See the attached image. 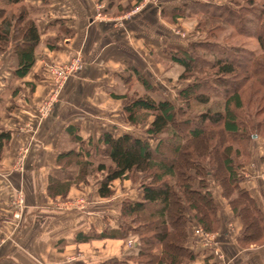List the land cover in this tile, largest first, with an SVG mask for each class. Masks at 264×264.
<instances>
[{
	"label": "trees",
	"instance_id": "1",
	"mask_svg": "<svg viewBox=\"0 0 264 264\" xmlns=\"http://www.w3.org/2000/svg\"><path fill=\"white\" fill-rule=\"evenodd\" d=\"M246 1L250 6L245 5L244 9L251 11L253 0ZM202 3L207 7L211 5L209 2ZM31 10L32 5H20L16 12L11 11L0 19V50L5 49L9 41H14L12 54L16 57L17 64L13 76L17 79L26 76L33 66L35 49L40 40L35 20L30 16ZM172 12V16L176 18L183 14L180 7L173 8ZM235 14L231 8H222L221 12L209 14L208 17H222L221 21L235 26L241 32L243 16ZM263 18L264 12L257 18L251 32L257 39L260 50L258 54L244 47L225 49L218 54L212 50L214 61L200 66L191 61L193 48L197 43L165 50L171 60L182 66L180 79H193V82L178 91L177 97L182 104L178 108L168 99L154 95L151 84L136 67L129 66L132 75L145 87L147 93L131 97L128 94L114 93L112 96L122 99L128 124L134 128L141 125L142 134L123 132L114 135L105 131L94 141L91 137L86 140L77 135L78 127L70 125L66 128L69 138L77 142L78 148L56 155L55 162L60 171L64 172L68 165L74 164L85 175L87 168L93 165L94 158L105 159L95 166L96 171L104 173L97 189L98 196L102 198L111 196L112 182L116 180H133L139 177L140 181V199L125 200L121 215L143 224H118L114 230L98 234L102 238L117 239L123 238L130 231L137 233V254L123 258L113 257L96 264H191L196 253L187 244V224L191 218L189 211H196L197 222L206 230H211L217 221L215 198L206 181L211 172L203 164V160L210 154L217 160L215 176L229 186L227 189L235 190L244 201L239 210L243 214V226L255 224V221L260 224V232L252 231L248 235L245 231L238 240L253 243L264 234V213L249 191L240 185L239 164L235 162V157L245 151L241 142L254 136L252 133L249 135L246 126L243 128L242 125V109L248 100L241 87L249 77L258 79L264 86ZM57 40L58 37H55L54 43H50L49 39L46 43L50 49H54L57 47ZM204 43L198 42L197 45ZM214 48L215 46L211 49ZM245 52L250 60L242 68L234 57L240 54L246 56ZM228 53L233 54V57L222 56ZM206 77H210L211 81H205ZM238 78L240 83L235 82ZM218 80H231L234 85L228 90L223 89V96L215 101L211 97L220 95L214 89L217 88L215 85ZM193 104L203 108L198 121V117L188 111H191ZM212 136H216L219 141L215 146L209 143ZM9 137V131L0 133V138H5V141ZM225 139L227 141L224 143ZM151 140L155 141V145L151 144ZM220 141L223 148L220 147ZM1 147L0 141V149ZM224 171L226 175L223 174ZM78 181L79 179L62 180L48 176L46 193L51 198L65 197L69 188ZM231 205L232 210L237 211L238 206L233 201ZM88 239L84 237L81 240ZM155 246L161 247L160 253L155 250Z\"/></svg>",
	"mask_w": 264,
	"mask_h": 264
},
{
	"label": "rangeland",
	"instance_id": "2",
	"mask_svg": "<svg viewBox=\"0 0 264 264\" xmlns=\"http://www.w3.org/2000/svg\"><path fill=\"white\" fill-rule=\"evenodd\" d=\"M13 1L15 0H0V19L11 11L16 12L18 6L20 7V3H23L21 5L26 6L32 5L33 10L30 11V16L35 20V23L39 16L43 17L45 14L46 2H43L45 4L37 6L33 3H29L27 0H19L18 3ZM117 1L118 0H95V8L98 12V15L96 14L95 16L113 17L117 19L118 22L116 23L117 27H115V30L119 28L122 29L123 23L125 24L124 29L126 33L128 31L129 39L126 40L124 46L118 45L119 41L117 39L113 40V42L126 50L128 45L135 46L136 50L140 52L138 53L140 56L137 57L143 62L142 64H144L140 70L138 69V71L151 84L153 94L168 99L176 108L182 105L180 99L177 97L178 91L188 83L193 82V79H180V74L183 71L182 66L171 60L165 50L170 47L184 48L190 43L198 44V42H205L204 44H196V47L193 48L194 55L191 61L193 64L200 66L214 61L215 57L213 56L214 54L212 53V50H215L216 54L222 50H227L233 47H244L249 51H253L255 54H258L260 51L257 39L251 32L253 31L252 28L254 27L257 18L264 12V0H253V9L251 11H249V9H244L245 5L250 6L246 3V0ZM202 2H209L211 5L207 7L202 5ZM157 4H160V6L157 9V12L153 13V15L146 12L142 16H138L140 9L146 8L149 10L152 7H157ZM176 7H180V10L183 13L177 18L173 17V12L171 13L172 9ZM103 8L108 10V16L103 14ZM222 8H231L236 13V16H243L241 18H243L244 24H241L243 28L241 32L237 30L235 26H232L225 21H221L223 19L222 17L221 19H219V17L218 19L208 17L209 14H217L221 12ZM247 11L249 12L246 13ZM144 29L148 30V33H151L152 39L156 42L155 44L145 46L144 42L140 41V39L136 36L139 30ZM13 42L14 41H9L7 46L11 48ZM213 46H215L216 49H211ZM131 54H136L134 49H131ZM245 54L246 56L240 54L239 56L234 57V59L239 62V67H245L250 60L247 56V52H245ZM75 56L81 59L80 69L76 73L78 74L83 67V60L80 54ZM222 56L233 57V54L228 53L223 54ZM207 67L208 66H205V68ZM71 77H69L66 82ZM122 78L124 79V84H122L121 87L116 88L115 94H128V96L131 97L135 95L142 96L144 93H147L145 87L140 84L134 75H132L129 67L122 70ZM239 79L240 78H238L235 82H239ZM205 81H211V78L206 77ZM64 84L60 88L54 85L53 91L49 97L46 98V100L53 98V101L50 103V111L47 115L40 116V105L35 107L36 111L34 115L38 121L44 120L51 113L54 103L57 102L63 95L62 89ZM233 85L234 84L231 80H218L215 85L217 88L214 87V89L217 93H220V95L218 97H211V100H220L224 94L223 89L228 90L233 87ZM241 89H243V93H245L244 96L245 98L247 97L246 99L248 100L242 109V125L243 128L246 126L249 135L252 133L254 136H250L247 141L241 142L245 151H242V154L235 157V162L239 164L238 175L241 178L240 185L249 191L257 205L264 213V86L260 84L258 79L249 77L247 81H244ZM5 92L6 91H4L3 96H6ZM254 99H257V101ZM115 100L114 104L107 106V111L111 120V122L109 121V128L111 132L114 135H118L123 132H134L139 135L142 134L143 127L141 125H137L134 128L128 124L126 115L123 111L122 99L115 98ZM211 102L212 104L214 103V101ZM256 102H258V104ZM202 109V106L196 107V105L193 104V106H191V111L190 109H188V111L192 112V115L196 116V118L198 117L196 119L198 121ZM92 127L93 134L90 133L87 136H90L94 141H96L101 129L104 128L97 127L96 123H94ZM32 131H35V129ZM35 132L36 134L34 137L37 135V129ZM66 137L67 138L65 139L63 148L66 150H76L78 148L77 142H73V140H71L68 136ZM88 138L89 137H85L86 140ZM226 141L227 139L224 140V143ZM209 143L210 145L212 144V146H215L219 143L218 138L216 136H212ZM151 144L155 145V141L151 140ZM220 147L223 148V143L220 144ZM13 159V164L11 167H8L9 170H6L8 174L5 173L8 175V187H6L4 193L8 194L7 203L9 204V207L8 205L0 206V210L8 209L5 212L1 211L0 244L11 243L15 246L14 242L17 241L16 243H18V234L22 233H16L15 230L17 229V223L21 221L24 216V212L27 211L28 204L25 200L27 192L23 188V174L25 171L23 160L25 157L23 159L21 155L16 154ZM104 161L105 159L103 158L100 160L98 157L94 158L93 165L87 168L85 175H82V173L78 171V167L74 164L68 165L64 172L58 169L57 175H54V177H59L62 180L79 179L78 183L73 184L69 188L65 197H61L59 200H56L55 198H51L49 196L51 200L48 202L49 206H47V208L67 212L70 216L68 219L71 223L66 225L65 231L67 229L69 231V227L71 228L72 225H74L73 222L76 224V229L82 226L85 228L86 225H90L91 227L103 226L106 229L115 225L118 226V224L122 225L128 223L129 225L135 226L138 223L143 224L142 222L135 223L133 219L123 218L121 215L122 205L125 200L140 199V181L138 180V176V179L133 178V180L132 178L126 180H116L112 182V194L110 197L102 198L98 196L97 189L101 180H103L104 173L96 171L95 166L99 162ZM216 163L217 160L213 154H210V156L203 160V164H205L206 168L211 172V174L206 177V181L208 182L210 190L215 198L217 206L215 214L217 215V221L213 224L211 230H206L202 224L197 222L195 217L196 211L191 210L189 211L191 218L187 224L188 246L192 248L195 253H202V255L208 258L206 259V262L199 263L195 260L198 257L196 253V257L191 264H264V234H262L261 238L256 239L253 243L238 240V238L245 231L248 235H250L252 231L255 233L260 232V224L255 221V224H248L246 227L243 226V214L240 213L239 210L244 201L237 195L235 190L227 189L229 186L225 184L223 180L218 179V176H215L218 169L215 166ZM30 172H33L35 176H39L40 180L42 176L44 177L45 175L46 181L48 180V176H53L51 175V171L48 173L49 170L32 169ZM225 173L226 171L223 172L224 175H226ZM30 176L32 178L31 173ZM231 201H233L234 205L238 206L237 211L232 210ZM250 217L253 219V216ZM29 230L30 231L27 232H30L31 235L28 236V239L27 237L24 238V240H28L27 244L31 243V249L28 251H30V254L35 259L36 264H47L41 259H43L42 253H45L48 248L46 249V245L43 241L44 246L41 245L40 247L39 245L32 249L34 245V243H32V237L33 234L35 236L34 231L38 232V230L36 227L33 228V232L32 229ZM99 230L101 229H94L92 233L94 236H90L94 237L91 238L93 241H105L104 238L98 236V234L101 233ZM24 235L27 236V234ZM62 240L63 241L59 243V246H56V250L58 252L67 251L65 264H78V260H82L76 259L81 258L79 253H86L84 250H78V248H76L77 246L74 247L73 244H71V241L65 242L64 239ZM137 240V233L131 231L126 233L123 238H117V240L114 239V241L117 242L116 244L121 246L124 244V246H126L125 249H127L130 255L134 256L138 252V246L136 244V242H138ZM105 245L106 243L103 244V246ZM66 247L67 249L64 250ZM154 248L158 253H160L161 247L155 246ZM199 248H203L205 252L199 251ZM133 250H135V253H133ZM49 251H51V249H48V253ZM51 256L52 252L45 258L46 261H49ZM86 257H88V255ZM113 257L114 256L111 258ZM120 257L123 258L124 256Z\"/></svg>",
	"mask_w": 264,
	"mask_h": 264
},
{
	"label": "crops",
	"instance_id": "3",
	"mask_svg": "<svg viewBox=\"0 0 264 264\" xmlns=\"http://www.w3.org/2000/svg\"><path fill=\"white\" fill-rule=\"evenodd\" d=\"M16 1L15 3L19 2V0ZM27 1L37 6L46 2V15L39 16L36 20L40 40L35 49V62L26 76L21 79L13 76L17 60L12 54V47L7 46L0 50V133L7 131L10 133L8 141L0 138L2 145L0 149V206L8 205L9 207L8 194L4 193L8 187L6 170H9L8 167L13 164L14 156L18 154L22 155L23 159L25 157L23 188L27 192L25 200L28 209L24 212L21 221L17 223L16 233L22 232L18 234V243L14 242L15 246L11 243L0 244V264H36L28 251L31 249V243L27 244L28 240H24L25 237L28 239L31 235L27 231L32 229L33 232L35 227L38 232L34 231L32 249L39 245L44 246V241L46 249H51L49 253L48 249L42 253L43 259L41 260L47 264H65L67 251L58 252L56 250V246H59L62 239L65 242L71 241L74 247L77 246L78 250H84L86 253H79L81 258L76 259L82 260H78V264H96L112 256L122 258L120 256L130 255L124 244L118 245L110 237H103L105 241L102 242L93 241L91 238L94 237H90L94 236L92 235L94 229H101L99 232L102 233L105 230H114L117 225L106 229L103 226L86 225L85 228L82 226L76 229V224L73 222L74 225L69 227V231L68 229L65 231L66 225L71 223L68 219L70 216L67 212L47 208L51 198L46 193V175L40 180L39 176H35L30 170H49L48 173L51 171V175H57L59 165L55 162L56 155L66 150L63 146L66 136L69 137L66 128L70 125L78 127L76 134L84 139L90 137L87 136L90 133L93 134L94 123L97 127L104 128L101 129L100 134L105 131L111 132L109 128L111 120L107 106L114 104L116 100L112 94L115 93L116 88L124 84L122 70L129 66L140 70L144 65L137 57L140 56L138 54L140 52L135 46L128 44L127 50L118 46H124L126 40L129 39V33L128 31L126 33L124 29L125 24L123 23L122 29L115 30L117 19L95 16L98 15L95 0ZM156 6L149 10L140 9L138 16L146 12L153 15L160 4ZM102 12L108 16L107 9L103 8ZM136 36L144 42L145 46L156 43L146 29L139 30ZM55 37H58L57 47L50 49L46 40L49 39L50 43H54ZM115 39L119 41L118 45L113 42ZM131 49H134L136 54H131ZM77 54L82 57V69L64 84L63 95L54 103L53 110L48 117L38 121L34 115L35 107L49 97L54 86L46 73V64L65 63ZM4 91H6V96H3ZM33 129L35 131L37 129L36 137H34L36 132L32 131ZM60 198V196L55 197L56 200ZM7 210H0V216L1 211ZM84 237L89 239L81 240ZM104 243H106L105 246H103ZM198 250L205 252L203 248ZM51 252L52 256L49 261H46L45 258ZM196 253L198 255L196 261L199 263L207 261L208 257L202 253Z\"/></svg>",
	"mask_w": 264,
	"mask_h": 264
},
{
	"label": "built area",
	"instance_id": "4",
	"mask_svg": "<svg viewBox=\"0 0 264 264\" xmlns=\"http://www.w3.org/2000/svg\"><path fill=\"white\" fill-rule=\"evenodd\" d=\"M81 59L77 56L73 57L65 63H47L45 66L46 73L51 78L53 84L60 88L66 80L74 76L80 69ZM50 99V100H49ZM44 100L39 107L40 116H45L50 111V103L53 98ZM22 156V155H21Z\"/></svg>",
	"mask_w": 264,
	"mask_h": 264
}]
</instances>
